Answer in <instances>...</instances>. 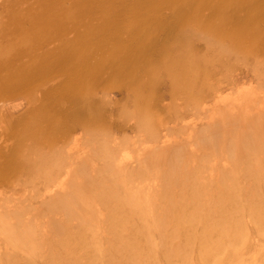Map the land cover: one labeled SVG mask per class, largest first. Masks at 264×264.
Returning a JSON list of instances; mask_svg holds the SVG:
<instances>
[{
  "label": "bare ground",
  "instance_id": "1",
  "mask_svg": "<svg viewBox=\"0 0 264 264\" xmlns=\"http://www.w3.org/2000/svg\"><path fill=\"white\" fill-rule=\"evenodd\" d=\"M34 2L0 15V264H264V0Z\"/></svg>",
  "mask_w": 264,
  "mask_h": 264
},
{
  "label": "rangeland",
  "instance_id": "2",
  "mask_svg": "<svg viewBox=\"0 0 264 264\" xmlns=\"http://www.w3.org/2000/svg\"><path fill=\"white\" fill-rule=\"evenodd\" d=\"M25 1H26V2L24 3V0H0V9H1V11H0V15L3 14V15H1V16L4 18V20H3V19H0V20H3V21L10 20V19H9V16H11V15L13 14V13L10 12V8H12V7H16V15H17V17H18V15L23 14V13L26 11V8H27V10H28V9L30 10V9L35 8L36 5H33V6H32V4L35 3L34 0H29L30 3H28V0H25ZM35 1H36V0H35ZM1 2H2V4H1ZM12 3H13L14 5H13ZM19 4H20V5L22 4L23 6H20ZM29 4H30L31 8H30V7L28 8V5H29ZM3 6H6V7H3ZM19 6H20V7H19ZM32 7H33V8H32ZM2 8H3V9L5 8V9H6V12L8 11V12H7V16H8V17L6 16L5 9H4V11H3ZM24 8H25V9H24ZM18 9H19V11L22 10V11H24V12H22V11L19 12ZM33 10H34V9H33ZM17 11H18V12H17ZM1 12H2V13H1ZM8 13H9V14H8ZM17 13H18V14H17ZM30 13H31V10H30ZM10 14H11V15H10ZM16 15H15V17H16ZM1 16H0V18H2ZM6 17H7V18H6ZM33 17H34V16H33ZM0 22H1L0 27H2V25H3V24H2V21H0ZM236 23L238 24V22H236ZM5 24H6V23H5ZM237 26H238V25H237ZM238 28H239V27H238ZM28 34H29V33H28ZM237 68H238L239 70L237 69L238 72L236 71V74L241 75V74H240V66L238 65ZM239 77L241 78V82H245V80H244L245 78L243 77V75H242V76H239ZM242 77H243V79H242ZM243 80H244V81H243Z\"/></svg>",
  "mask_w": 264,
  "mask_h": 264
}]
</instances>
